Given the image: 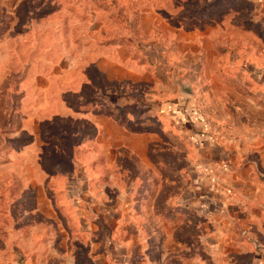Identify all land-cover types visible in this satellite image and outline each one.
I'll return each mask as SVG.
<instances>
[{
  "label": "rangeland",
  "instance_id": "1",
  "mask_svg": "<svg viewBox=\"0 0 264 264\" xmlns=\"http://www.w3.org/2000/svg\"><path fill=\"white\" fill-rule=\"evenodd\" d=\"M241 69L264 73V0H0L3 237L82 264L93 214L121 229L131 203L191 196L206 172L189 126L217 137L215 94L239 96Z\"/></svg>",
  "mask_w": 264,
  "mask_h": 264
},
{
  "label": "crops",
  "instance_id": "2",
  "mask_svg": "<svg viewBox=\"0 0 264 264\" xmlns=\"http://www.w3.org/2000/svg\"><path fill=\"white\" fill-rule=\"evenodd\" d=\"M238 76L246 80V84L234 82L239 96L223 102L225 88L215 94L221 109L214 119L217 137L211 136L202 117L199 128L189 126L188 136L206 172L199 173L198 186L192 183L191 196L174 199L168 209L149 214L130 202L129 214L118 216L127 223L121 229L105 227L103 222L111 218L107 213L93 214L96 226L88 235L101 236L102 241L88 248L82 264H264V73L241 69ZM226 105L231 115L225 113ZM224 162L229 168L222 174L218 165ZM213 171L219 175V192L212 190L207 176ZM4 179L0 177L2 186ZM8 215L0 217H13ZM143 221H150L151 227L144 228ZM5 232L0 228V264H80L73 259L64 262L59 246L47 251L41 244L32 251L22 229L18 238L3 237Z\"/></svg>",
  "mask_w": 264,
  "mask_h": 264
}]
</instances>
